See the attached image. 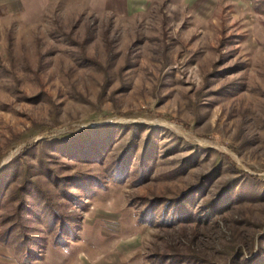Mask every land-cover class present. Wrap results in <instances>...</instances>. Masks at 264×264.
Returning <instances> with one entry per match:
<instances>
[{
    "label": "rangeland",
    "instance_id": "obj_1",
    "mask_svg": "<svg viewBox=\"0 0 264 264\" xmlns=\"http://www.w3.org/2000/svg\"><path fill=\"white\" fill-rule=\"evenodd\" d=\"M261 2L33 0L0 11V171L16 169L0 209V264H164L177 254L264 262ZM87 132L112 136L103 164L53 144ZM145 146L154 163L146 183L136 173L124 184L109 179L112 160L129 149L138 158ZM78 173L106 187L74 209L55 181ZM37 189L76 217L72 236L58 240ZM186 191L195 211L220 202L216 216L140 221L143 198ZM12 231L46 239L41 256L25 258Z\"/></svg>",
    "mask_w": 264,
    "mask_h": 264
},
{
    "label": "trees",
    "instance_id": "obj_2",
    "mask_svg": "<svg viewBox=\"0 0 264 264\" xmlns=\"http://www.w3.org/2000/svg\"><path fill=\"white\" fill-rule=\"evenodd\" d=\"M255 10L260 14H264V2L255 5ZM113 125L114 124H107L103 125L104 128H100L110 131L114 127ZM58 141L60 142L54 141L53 144H59L60 150L68 156H72L77 159L84 158L87 162H95L98 160L101 164H103L105 161L104 153L108 151V146L110 141H112V136L108 138L99 136L98 140L93 141L91 140V136H89V132H87L83 136L78 135L74 138H61ZM32 147L33 146L25 148V151L30 150ZM136 153L137 151L135 150H124L117 158L112 160L107 168L109 179L118 182L119 184H124L132 175L136 173V181H138L139 184L146 183L154 171L153 157H151L153 155L148 153L146 146L138 158L136 157ZM134 157L137 158L135 162L133 160ZM133 166L135 167L132 170ZM15 170V168L9 166L0 171V209L3 207L4 203L7 202L5 199L6 190L12 183V180H15ZM248 178L251 179L252 177L248 176ZM253 179L255 178H252L251 180ZM55 183L60 192L63 194V198L68 203H71L74 206V209H76L84 204L83 198L90 196L94 188H99L100 186L104 187L105 185H103V183L106 182L103 181V179L91 174L78 173L74 177L58 178ZM37 190L39 197L41 198L40 200L44 202L45 207L43 213L45 218L50 222L51 228L57 230L56 236L58 237V240L64 241L66 235L68 237L72 236L75 232V228H77V226H75L78 223L76 217H74V215H70L69 213H60L58 208L51 203L49 197H47L42 190ZM30 196L37 199L35 193L30 192ZM143 199L145 200L142 203L140 221L153 226L171 227L181 222H200L203 219H210L213 216H216L217 208L220 207L219 202L216 204L213 203V205L209 204L208 208L203 209V213L195 211L194 208L196 199L194 198V195L190 194L188 191L183 192L172 199ZM21 206L23 207V205ZM26 209H29L27 212L31 213L29 206H26ZM13 234V231L5 233L6 236H13L12 239L14 241L20 240V243L19 245L17 244V246H21L24 256L27 259H31L35 254L37 256H41L39 254L46 248V239L38 240L36 238L35 240L33 238H28L27 235H22V238ZM162 263L205 264L198 263L196 257L194 256L181 254H177L169 259L163 258ZM253 263L264 264V262H261V259H259L257 263Z\"/></svg>",
    "mask_w": 264,
    "mask_h": 264
},
{
    "label": "crops",
    "instance_id": "obj_3",
    "mask_svg": "<svg viewBox=\"0 0 264 264\" xmlns=\"http://www.w3.org/2000/svg\"><path fill=\"white\" fill-rule=\"evenodd\" d=\"M33 0H0V11H5L7 13H14L24 6L25 2H30ZM50 1V0H36V2ZM123 1V0H122Z\"/></svg>",
    "mask_w": 264,
    "mask_h": 264
}]
</instances>
